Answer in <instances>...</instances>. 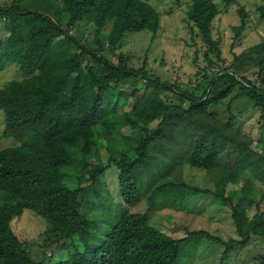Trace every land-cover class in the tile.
I'll return each instance as SVG.
<instances>
[{
	"label": "trees",
	"instance_id": "obj_1",
	"mask_svg": "<svg viewBox=\"0 0 264 264\" xmlns=\"http://www.w3.org/2000/svg\"><path fill=\"white\" fill-rule=\"evenodd\" d=\"M258 10L264 18V4ZM238 12L236 39L250 19L243 5ZM218 13L214 0L188 4L207 66L197 71L204 82L189 88L152 74L146 61L131 65L121 50L128 32L160 28L148 0L0 4V74L12 64L22 74L0 86L4 135L20 141L0 149V264H45L12 226L27 209L67 251L53 264H180L186 244L197 250L204 235L225 245L219 264H230L235 249L264 242V41L224 66ZM81 24L86 34H75ZM248 102L257 109L250 131L235 125L233 110ZM186 166L208 171L216 188L188 183ZM202 194L231 207L237 237L186 229L175 238L150 224L167 202L192 209ZM142 200L147 210L133 211Z\"/></svg>",
	"mask_w": 264,
	"mask_h": 264
},
{
	"label": "rangeland",
	"instance_id": "obj_2",
	"mask_svg": "<svg viewBox=\"0 0 264 264\" xmlns=\"http://www.w3.org/2000/svg\"><path fill=\"white\" fill-rule=\"evenodd\" d=\"M10 1L0 0V4ZM148 1L161 14L160 28L157 32L147 29L128 32L121 50L130 56L131 65L140 67L146 61L147 70L152 74L165 80L181 82L185 87H195L198 84L197 78L202 80V75L197 74V71L207 66L204 59L206 45L199 36H195L192 31V23L187 19V7L193 0ZM214 1L219 8V13L214 21V35L222 38L225 60L221 64L227 66L232 63L235 55L248 52L253 45L264 41V18L261 17L258 10V5L264 4V0ZM56 4H60V1H57ZM242 5L249 12L250 19L243 34L236 39L234 26L240 23L238 9ZM57 10L56 7H52L50 12L55 13ZM54 15L61 20H68L66 16ZM73 30L78 35L86 34L83 24L77 30ZM252 71L253 69L247 74L253 79ZM207 72L211 73L209 68ZM21 76L17 66L12 64L1 72L0 86L11 78H20ZM202 82L204 81L202 80ZM218 107L219 112L226 116L228 113L226 103ZM233 110L237 115L234 121L235 125L247 131L252 130L257 116L256 107L251 102L235 103ZM4 127L5 114L0 110V149L20 143L16 136L4 135ZM114 172L116 171H109L110 186L117 185V182L113 180V176L116 174ZM183 177L188 183L201 188H216L211 174L204 169L186 166ZM260 184L262 185V183ZM115 195L117 196V192ZM261 205L264 207V202ZM187 206L192 209H185V207L178 209L171 202H167L163 208L152 212L150 224L175 238L185 237L188 230L200 229H205L226 240L237 237L229 205L223 204L210 194H202L194 205L191 202ZM147 208V200H142L133 208V211L144 212ZM85 210L89 214L99 212L93 206H86ZM255 211V206H252L250 214H254ZM12 226L21 240L28 242L29 249L35 259L44 260L45 264H53L59 257L67 255V251L61 252L59 246L54 243L53 237L46 234L45 220L32 210L27 209L21 216H17L12 221ZM193 246L192 243L186 244V252L182 254V264H219L220 255L225 248V245L209 239L206 235L198 241L197 250H194ZM262 255H264V242L260 238H255L248 247L235 249L227 260H230V264H252Z\"/></svg>",
	"mask_w": 264,
	"mask_h": 264
}]
</instances>
